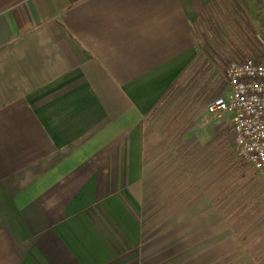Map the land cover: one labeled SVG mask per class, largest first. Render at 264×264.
I'll return each mask as SVG.
<instances>
[{"label":"crops","instance_id":"obj_1","mask_svg":"<svg viewBox=\"0 0 264 264\" xmlns=\"http://www.w3.org/2000/svg\"><path fill=\"white\" fill-rule=\"evenodd\" d=\"M259 37L256 0H0V264H264V184L233 223L252 171L207 112Z\"/></svg>","mask_w":264,"mask_h":264},{"label":"built area","instance_id":"obj_2","mask_svg":"<svg viewBox=\"0 0 264 264\" xmlns=\"http://www.w3.org/2000/svg\"><path fill=\"white\" fill-rule=\"evenodd\" d=\"M262 9L264 0H256ZM264 51V38L259 37ZM226 80L229 96H219L207 105L213 119L230 116L234 153L264 181V57L231 61Z\"/></svg>","mask_w":264,"mask_h":264},{"label":"rangeland","instance_id":"obj_3","mask_svg":"<svg viewBox=\"0 0 264 264\" xmlns=\"http://www.w3.org/2000/svg\"><path fill=\"white\" fill-rule=\"evenodd\" d=\"M203 42H200V45H202ZM209 43V46L210 48L212 49L211 51H213L212 54H216L218 56H221L222 54L225 55V48H224V45H222V47L220 45H218L216 42H208ZM214 54V55H215ZM223 59H225L224 57L220 58L221 61H223ZM212 60H216L215 58L212 57ZM213 62V61H212ZM214 63V62H213ZM224 65H226L224 62H220L218 60H216V62L213 64V66H215V71L213 72V76L214 78L216 77L215 76V72L216 74H222L220 76L219 79L215 78V83H216V80H218V83L221 84L222 86H225V81L226 79L223 78V74H224ZM218 77V76H217ZM213 78V79H214ZM227 83V82H226ZM225 97H228L229 96V89L228 91L223 94ZM230 117V116H229ZM231 118V117H230ZM248 168L250 171V173H244L243 175L241 173H237V174H231L230 172L228 173V177H227V183H228V188H229V194L227 196V203H228V217L231 221H233V223H235V207H234V200H235V194H234V191L243 183L245 184H250L251 181L249 180H246L245 177L246 175H250L251 173L255 174L259 179L260 181L264 184V181L261 179V177L251 168V167H246ZM261 184V183H260ZM261 186V185H260ZM264 189V186H261L259 189ZM233 190V193H231L230 191ZM223 201V200H222Z\"/></svg>","mask_w":264,"mask_h":264}]
</instances>
